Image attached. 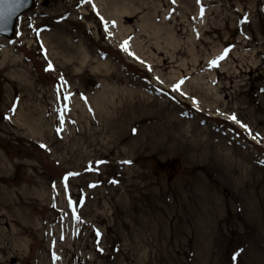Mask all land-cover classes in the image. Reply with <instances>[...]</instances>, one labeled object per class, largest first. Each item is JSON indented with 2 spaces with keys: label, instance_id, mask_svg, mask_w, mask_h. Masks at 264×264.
<instances>
[{
  "label": "rangeland",
  "instance_id": "1",
  "mask_svg": "<svg viewBox=\"0 0 264 264\" xmlns=\"http://www.w3.org/2000/svg\"><path fill=\"white\" fill-rule=\"evenodd\" d=\"M0 264H264V0H34L0 36Z\"/></svg>",
  "mask_w": 264,
  "mask_h": 264
},
{
  "label": "water",
  "instance_id": "2",
  "mask_svg": "<svg viewBox=\"0 0 264 264\" xmlns=\"http://www.w3.org/2000/svg\"><path fill=\"white\" fill-rule=\"evenodd\" d=\"M32 5L33 0H15V3L12 5L11 14H6L3 20H0V34L11 36L13 33L15 19L31 8ZM157 168H160V166ZM155 171L157 174L160 172L157 171V169H155Z\"/></svg>",
  "mask_w": 264,
  "mask_h": 264
},
{
  "label": "snow or ice",
  "instance_id": "3",
  "mask_svg": "<svg viewBox=\"0 0 264 264\" xmlns=\"http://www.w3.org/2000/svg\"><path fill=\"white\" fill-rule=\"evenodd\" d=\"M90 2V0H89ZM15 3V0H0V20H3V18L5 17L6 14H11V11H12V5ZM123 50L124 51H127V42H125L124 46H123ZM224 56H221L220 59H223ZM212 64L215 65L217 64V61L213 60L212 61ZM178 90V89H176ZM70 99V96L69 97H65V100H69ZM65 111H67V106L65 107L64 109ZM231 120L233 121H236V117L235 115H232L230 117ZM242 127H245L244 125H241ZM43 147V145L41 146ZM76 219L78 220L79 217H76ZM100 236V233L97 232V237Z\"/></svg>",
  "mask_w": 264,
  "mask_h": 264
},
{
  "label": "bare ground",
  "instance_id": "4",
  "mask_svg": "<svg viewBox=\"0 0 264 264\" xmlns=\"http://www.w3.org/2000/svg\"><path fill=\"white\" fill-rule=\"evenodd\" d=\"M127 10L126 9H121V8H116V10H115V13H114V16H113V18L114 19H116L117 21H120V19L122 18V14L124 13V12H126ZM111 15H113V12L111 13Z\"/></svg>",
  "mask_w": 264,
  "mask_h": 264
}]
</instances>
